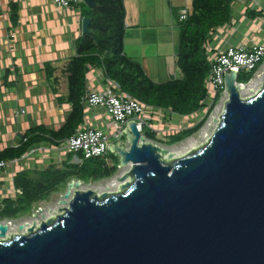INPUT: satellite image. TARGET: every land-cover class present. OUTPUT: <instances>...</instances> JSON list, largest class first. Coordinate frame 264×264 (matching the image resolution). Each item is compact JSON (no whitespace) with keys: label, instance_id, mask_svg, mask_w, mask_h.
I'll list each match as a JSON object with an SVG mask.
<instances>
[{"label":"water","instance_id":"obj_1","mask_svg":"<svg viewBox=\"0 0 264 264\" xmlns=\"http://www.w3.org/2000/svg\"><path fill=\"white\" fill-rule=\"evenodd\" d=\"M235 69L204 145L175 158L127 121V147L108 148L117 192L71 180L57 215L9 236L0 222V264H264V84L242 99Z\"/></svg>","mask_w":264,"mask_h":264},{"label":"crops","instance_id":"obj_2","mask_svg":"<svg viewBox=\"0 0 264 264\" xmlns=\"http://www.w3.org/2000/svg\"><path fill=\"white\" fill-rule=\"evenodd\" d=\"M82 3L86 6L82 0L64 9L50 0H0V151L18 146L34 127L56 131L65 122L71 105L63 101L68 93L64 70L76 56L75 41L85 34L82 21L87 17ZM190 5L191 0H124L123 53L138 62L153 82L182 75L176 66L179 16L183 10L188 13ZM234 9L239 16L229 26L215 31L211 46L229 44L230 32H237V24L246 19V10L264 12V0H237ZM243 36L242 44L254 41L244 33ZM85 78V93L87 89L100 90L106 83L95 68H89ZM151 114L161 124L157 133L161 135L167 130L164 120L160 121L164 114L160 112L159 121L158 111ZM197 114L181 118L194 119ZM170 116L168 124L172 118L179 119ZM83 125L99 128L109 136L116 130L99 109L84 108ZM67 153L62 147L39 144L14 161L0 173V204L4 198L19 194L12 185L17 172L44 169L50 163L59 165ZM105 159L111 164L109 156ZM73 162L79 161L74 158Z\"/></svg>","mask_w":264,"mask_h":264},{"label":"trees","instance_id":"obj_3","mask_svg":"<svg viewBox=\"0 0 264 264\" xmlns=\"http://www.w3.org/2000/svg\"><path fill=\"white\" fill-rule=\"evenodd\" d=\"M236 1L191 0L187 18L179 24L176 66L182 75L178 79L162 83L153 82L145 75L138 62L123 53L124 0H93L94 8H87L82 3L84 16L90 19V24L88 32L75 41L76 56L69 60L64 70L68 93L63 101L71 105L65 122L56 131L43 127L28 130L18 146L0 151V161H17L39 144L59 148L63 146L65 140L82 126L85 77L89 68L100 70L105 81L114 82L119 92L150 107L153 112L163 113L164 123L169 120L170 115L188 117L207 110L200 121L176 130L162 141L171 146L194 135L220 99L218 93L212 102L208 100L206 80L212 51L208 52L205 46L212 45V34L217 29L231 24ZM245 16L248 20H254L264 17V12L248 9ZM263 61L264 58L255 70L239 74L237 82L248 83ZM145 137L152 141L157 139L156 133L150 130H146ZM74 158L79 162H73ZM109 159L111 164L103 158L83 159L80 153H67L65 160L59 165L50 163L44 169H24L17 172L12 178V185L20 193L14 198L6 197L1 201L0 221L17 219L30 213L35 204L66 189L67 183L73 179L89 182L113 176L117 171V159L112 154Z\"/></svg>","mask_w":264,"mask_h":264},{"label":"built area","instance_id":"obj_4","mask_svg":"<svg viewBox=\"0 0 264 264\" xmlns=\"http://www.w3.org/2000/svg\"><path fill=\"white\" fill-rule=\"evenodd\" d=\"M50 1L56 7L68 9L82 0ZM186 18L187 11L183 10L179 19L185 21ZM205 47L208 52L212 51V55L209 57L210 71L206 80L207 96L210 102L218 93H220V97L226 94L223 71L229 74L230 69L236 68L235 84L241 87L243 84L237 82L239 74L255 70L264 58V44L261 43ZM83 105L84 108L102 110L106 118L116 125V130L111 136L99 128L83 125L65 140L62 148L68 153H80L83 159H105L108 156L110 139L119 140L122 137V128L127 124V121L135 120L138 131L142 133L143 127L148 125L146 122L149 123V120L153 118L150 107L139 103L127 94L119 92L117 85L112 81H106L105 86L97 91L87 89L83 98ZM157 115H160V112ZM148 127L157 134L159 129H156V126L148 125ZM170 131L173 133L172 130ZM13 162L0 161V173Z\"/></svg>","mask_w":264,"mask_h":264},{"label":"rangeland","instance_id":"obj_5","mask_svg":"<svg viewBox=\"0 0 264 264\" xmlns=\"http://www.w3.org/2000/svg\"><path fill=\"white\" fill-rule=\"evenodd\" d=\"M236 9H234V19H236L237 15L235 12ZM241 21V20H240ZM243 21V22H242ZM239 25L237 24L236 30L237 32H230L232 34V38L229 37L230 40H228V43L231 45H240L242 44L243 38L242 34H246L248 38L254 39L252 43H261L264 44V17L255 18L254 20H242ZM229 33V31H227ZM240 43V44H237ZM164 79V78H163ZM264 81V61L261 63L258 70L255 72L253 77L250 79V81L246 84H243L245 86L244 91L242 94L240 93V97L242 99L249 98L253 95H255L263 86ZM242 86V87H243ZM248 90V91H247ZM244 93V94H243ZM227 98V95L224 94L220 97L219 101L214 105L213 110L206 116L205 121L201 128L192 136L186 138L185 140L171 145L167 146L163 143V134L166 137L167 135L171 134L172 130L175 132L176 130H180L183 128H187L189 126L194 125L198 121H200L205 115L207 110H204L202 113H198L196 117L193 119H182V118H172V122L170 124L165 123V128L167 130L161 132V135H158V138L156 140H150L152 143L157 144L161 148L167 149L169 152L174 154L175 158L183 157L187 153H190V151H194L204 145L207 140L210 138L212 133L214 132L217 123L219 122V116L222 114L225 100ZM157 119H161V115H156ZM152 120V121H151ZM146 122L148 125H152L153 127L156 126V129L161 128V124L154 121V117L151 118ZM183 120V121H182ZM162 121V119L160 120ZM181 122H184L185 125H180ZM148 125H145L143 127L142 134L145 135L146 130L151 129L148 127ZM163 126V128H164ZM115 131V130H114ZM158 133V132H157ZM160 134V133H159ZM156 135V137H157ZM121 142L124 146L127 147V145L124 143V136L121 137L119 140H116L114 138L110 139V142ZM111 154L108 152V156ZM126 171V169H121L115 172V174L109 178H104L99 181H89V182H81L80 190H87L92 189L96 191V194H101L103 192H117V187L121 184L118 182V177L123 174ZM74 180V179H73ZM64 190H61L59 192L53 193L50 195V197L45 200L41 201L34 205L33 209L30 211V213L25 214L17 219H11V220H2L1 222L3 224H9V229L7 236L13 235V234H22L25 233L27 228L31 227V225L38 226L41 221H45L47 218L55 216L58 214V208L60 209L62 205H60L58 202L62 200V195L64 194ZM40 210V211H39ZM21 224H27V226L22 230L18 231V226Z\"/></svg>","mask_w":264,"mask_h":264},{"label":"bare ground","instance_id":"obj_6","mask_svg":"<svg viewBox=\"0 0 264 264\" xmlns=\"http://www.w3.org/2000/svg\"><path fill=\"white\" fill-rule=\"evenodd\" d=\"M244 89H245V86H241L240 87V89H239V92L242 94V92L244 91ZM248 91V90H247ZM244 94V93H243ZM1 222V221H0ZM3 224V223H2ZM8 225V229H9V224H7ZM10 230V229H9ZM7 233H8V231H7Z\"/></svg>","mask_w":264,"mask_h":264}]
</instances>
